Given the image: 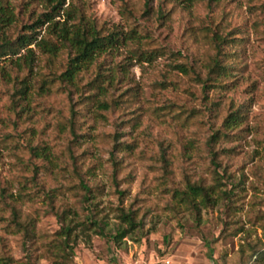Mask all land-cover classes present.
<instances>
[{"label":"rangeland","instance_id":"374dc122","mask_svg":"<svg viewBox=\"0 0 264 264\" xmlns=\"http://www.w3.org/2000/svg\"><path fill=\"white\" fill-rule=\"evenodd\" d=\"M144 1L63 3L61 12L75 6L110 26L137 27L129 45L100 60L112 71L117 67L129 73L130 78L115 89L117 95L124 91L118 106L101 117L97 108L102 94L91 99L93 104L91 100L82 104L83 134L77 145L69 141V132H59L58 123L70 115L68 96L61 89L41 94L33 87L30 111L16 120L8 90V75H15L16 64L7 59L25 54L27 47L0 57V180L10 182L14 196L28 191L23 195L27 200L21 199L19 205L34 218V228L26 234L0 217V257L12 256L11 264H67L57 257L56 248L63 215L73 218L75 227L74 255L68 264H169L166 259L171 264H264V252H255L264 251V0H204L190 5L153 0L149 11ZM9 4L14 19L7 35L13 38L30 32L27 25L53 5L48 0ZM215 33L227 38L223 51L232 52L225 55L233 75L225 77V86L205 91L193 72L174 65L204 64L214 51L209 41ZM29 46L38 57L35 77L43 62L37 47ZM138 46H162L165 52L148 61L130 51ZM236 111L244 119L215 144L226 149L216 168L209 138L226 115ZM28 140L45 144L57 165L35 156ZM72 145L76 163L92 186L90 199L70 170ZM188 181L219 185L227 193L198 210L174 194L175 187H185ZM119 188L125 189L123 194ZM90 202L95 203L91 215L107 234L96 233L92 225L89 236L82 231L80 223L90 214ZM5 213L11 218V208ZM125 213L136 217V226L124 220ZM119 227L129 232L113 238L110 233Z\"/></svg>","mask_w":264,"mask_h":264},{"label":"trees","instance_id":"16d2710c","mask_svg":"<svg viewBox=\"0 0 264 264\" xmlns=\"http://www.w3.org/2000/svg\"><path fill=\"white\" fill-rule=\"evenodd\" d=\"M48 1L53 3L51 9L40 13L33 23L27 25L30 32L22 33L18 37L13 38L7 35V26L13 22L14 11L9 4L10 0H0V35H4L0 40V57H5L10 53L17 54L23 47H27L25 54L7 59L10 63L16 64L15 75H12V73L8 75L11 83L8 90L11 95V106L17 115L16 120H20L21 116L30 111L29 101L33 99L34 88L41 94H50L53 89H61L68 96L70 115L67 119L58 123L59 132L60 134L69 132L72 135L69 141L77 145L76 142H81L79 137L83 134L79 131L82 126V121L79 119V108H81L82 104H90L89 101L94 96L102 94L103 97L98 101L97 108L101 117L104 116L105 111L118 106L120 102L118 97L124 91L117 95L115 89L119 86L118 83L120 84V82L130 78L129 73L126 69L121 71L117 67L115 71H112V67H106L105 61L100 62V60L103 55L111 54L119 49L121 45H129L134 40L137 27L131 26L130 29L125 30L120 26H110L106 20L75 6L67 7L61 12L63 3L66 0ZM152 1H144L147 11L152 9ZM183 1L190 5L204 0H181V2ZM208 1L213 3L218 0ZM58 15H61L63 19L56 18ZM45 24H47L45 33L39 37ZM226 40L227 38L215 33L209 41L210 49L214 51H212L213 53L210 51L209 59L207 58L206 62L198 65V67L195 64H189V62L175 63L174 66L185 73L193 72L202 83L205 91L211 87L225 86L227 84L224 82L225 77L233 75L232 66L226 63L229 60L226 55L232 54V52L223 51V44ZM31 44H34L40 51L39 59L43 62V67L35 72V77L33 75L35 62L38 57L35 48L29 46ZM130 51L134 52L137 58H143L148 61L155 60L165 52L162 46H157L153 49H145L138 46L130 48ZM87 77H90L88 81L85 80ZM33 78L37 80L36 83L32 81ZM114 84L115 87H113ZM85 92L90 93L87 95ZM94 101L91 100V104ZM243 116L238 111L226 115L221 127L210 136L208 141L210 153L216 168L221 165V161L218 160L220 153L226 149H220L215 144L223 140L229 134L228 131L244 119ZM119 144L120 142L116 138L115 147ZM75 145L69 147V150H71L70 155L74 161V166L70 170L80 178V184L87 192L86 199H90L92 198L91 192L93 189L83 176L80 166L76 163ZM45 146V144L40 145L28 140V147L35 156L44 157L49 163L52 164L54 162L57 165L55 163L56 160L50 157L51 152L48 151V147ZM33 164L35 168L40 166L38 163ZM216 172L218 173V169H216ZM114 178L118 186L116 173ZM9 184V181L0 180V217L9 220V223L17 225L19 228H23L26 234H31L34 228V218L30 214H26L19 205L21 199L27 200L24 196L29 195V193L28 191H19L18 196H14ZM124 191L125 189H118L120 194H123ZM226 193L227 191H223L219 188V185L207 184L205 181H188L185 187H175L174 189L175 195L184 199L190 206L198 210H200L201 205L208 207L216 204L223 197V194ZM94 204L90 202L87 205L90 214L85 221L80 223L83 225L82 231L89 236L90 233L87 230L92 225L96 226V233L107 234L101 221L91 215L94 212ZM8 208H11V218L5 213ZM62 219L65 223L59 231V242L56 245L57 257H60L68 264L74 255V244L72 243L74 238H72V235L75 227L72 223L73 218L68 219V216L63 215ZM124 220L130 226H136L137 224L136 217L130 213L124 214ZM128 232V228L119 227L115 234H110L113 238L119 239ZM255 252L262 254L264 251L255 249ZM11 258L12 256L3 255L0 257V264H11ZM56 262L60 264V261Z\"/></svg>","mask_w":264,"mask_h":264},{"label":"built area","instance_id":"2783aa9c","mask_svg":"<svg viewBox=\"0 0 264 264\" xmlns=\"http://www.w3.org/2000/svg\"><path fill=\"white\" fill-rule=\"evenodd\" d=\"M167 263L171 264V260L170 259H166L165 260Z\"/></svg>","mask_w":264,"mask_h":264}]
</instances>
